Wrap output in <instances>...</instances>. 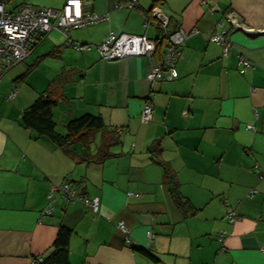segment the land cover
Returning <instances> with one entry per match:
<instances>
[{"label": "crops", "instance_id": "crops-1", "mask_svg": "<svg viewBox=\"0 0 264 264\" xmlns=\"http://www.w3.org/2000/svg\"><path fill=\"white\" fill-rule=\"evenodd\" d=\"M65 1L6 0L5 9H60ZM81 1L83 15L107 20L69 31V39L51 30L0 80V264H37L61 226L71 231L69 264H264V0H135L133 10L129 0ZM151 7L169 18L168 34L190 32L171 81L145 79L165 47L155 22L143 27ZM227 13L253 33L232 31ZM215 29L226 31L227 54L209 39ZM109 33L145 35L157 49L105 61L96 46ZM40 95L55 102L58 134L85 114L104 130L76 138L68 156L20 122ZM146 103L152 115L143 122ZM113 131L111 156L95 161L102 136ZM162 164L193 214L176 208ZM65 182L98 198L97 214L57 193L49 199L50 188Z\"/></svg>", "mask_w": 264, "mask_h": 264}, {"label": "built area", "instance_id": "built-area-1", "mask_svg": "<svg viewBox=\"0 0 264 264\" xmlns=\"http://www.w3.org/2000/svg\"><path fill=\"white\" fill-rule=\"evenodd\" d=\"M5 3L6 0H0V80L6 70L22 62L28 56L36 39L44 36L51 30H58L65 35L66 39H69V31L79 30L88 25L107 20V16L95 14L83 15L81 0H66L60 9L40 8L25 4L13 13L6 11ZM135 7V0H129L125 5V8L128 10H133ZM143 21L145 29L155 22L164 32L165 38V47L161 61L152 66L146 73L145 79L148 82L176 79L175 61L180 46L188 38L190 32H185L182 28L178 27L168 34L167 26L169 18L160 12L157 7H152L149 10V16H145ZM225 22L231 27L232 31H241L247 34L253 33L233 13L226 14ZM191 33L194 32L192 31ZM209 39L211 42L221 45L224 54H227L231 49V44L226 39L225 30L218 31L215 29L210 34ZM69 46L80 52L90 49V46L75 43H71ZM96 49L100 58L105 61H116L128 57H152L157 49V41L149 39L145 35L109 33L104 41L96 46ZM238 64L249 67L242 58L239 59ZM14 95L15 92H10L6 96V99L10 100ZM151 115V106L147 103L144 104L140 114L141 120L148 122L151 119ZM54 193H57L68 203L76 202L81 204L94 215L98 212V198L82 197L68 183L52 186L49 190V199H51ZM44 213L50 214L51 207L49 206ZM229 216L231 221L234 220L235 216L233 213H230ZM118 229L122 232L126 231L121 224L118 225ZM147 237H152L150 232H147ZM221 237L222 235L219 236V240H221ZM127 241L129 242V240ZM37 261L41 262L42 258H36Z\"/></svg>", "mask_w": 264, "mask_h": 264}, {"label": "trees", "instance_id": "trees-1", "mask_svg": "<svg viewBox=\"0 0 264 264\" xmlns=\"http://www.w3.org/2000/svg\"><path fill=\"white\" fill-rule=\"evenodd\" d=\"M54 106V101L50 100L45 95H40L29 107L22 111L20 122L24 128L32 129L39 136L48 138L60 149H62V151L68 156H72L70 147L76 138L82 137L84 134L89 132L104 130V124L99 117L85 114L70 120L65 126L66 134L60 135L57 133L56 125L52 120V109ZM116 142L117 134H115L114 131L112 134L102 136L101 143L97 148L96 154L93 156L94 160L100 162L110 157L111 154L109 153L108 148ZM86 145H88L87 142ZM162 169L164 183L166 184L176 208L183 216H186L187 214H193L194 209L188 203V201L180 195L178 191V184L173 173L165 164H162ZM70 236L71 231L69 229L62 226L59 227L55 240L52 244V250L50 254L46 258H42L41 262L37 261L36 263L69 264L68 245Z\"/></svg>", "mask_w": 264, "mask_h": 264}, {"label": "rangeland", "instance_id": "rangeland-1", "mask_svg": "<svg viewBox=\"0 0 264 264\" xmlns=\"http://www.w3.org/2000/svg\"><path fill=\"white\" fill-rule=\"evenodd\" d=\"M8 6H9V5H8ZM7 9H9V7H8Z\"/></svg>", "mask_w": 264, "mask_h": 264}]
</instances>
